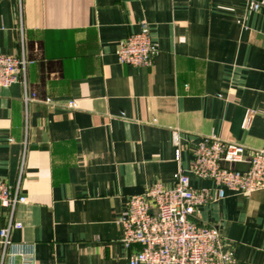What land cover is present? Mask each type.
<instances>
[{"label": "crops", "instance_id": "crops-1", "mask_svg": "<svg viewBox=\"0 0 264 264\" xmlns=\"http://www.w3.org/2000/svg\"><path fill=\"white\" fill-rule=\"evenodd\" d=\"M143 22L152 66L120 64ZM0 54L30 62L28 106L22 83L0 88V178L27 198L11 238L33 245L35 264H129L119 220L131 196L173 188L203 137L264 147V9L247 0H0ZM194 219L219 229L230 264H264V190H226Z\"/></svg>", "mask_w": 264, "mask_h": 264}, {"label": "built area", "instance_id": "built-area-1", "mask_svg": "<svg viewBox=\"0 0 264 264\" xmlns=\"http://www.w3.org/2000/svg\"><path fill=\"white\" fill-rule=\"evenodd\" d=\"M248 10L258 13L264 9V0H247ZM159 53L148 23L141 24L140 31L130 35L116 51L122 65L150 67ZM21 57L0 54V88L22 83L24 102L28 106L35 95L27 91L28 66ZM77 109L76 101L62 105ZM253 111L248 110L243 127L248 128ZM182 133L175 130L173 144L175 159L181 160ZM245 164V170L235 169ZM227 165V167H226ZM190 175L200 180H210L212 189H196ZM171 189L154 184L144 193L128 199L127 209L119 223L123 229L122 244L129 264H230L232 256L224 251L218 228L201 225L194 219L198 208L209 201L222 200L226 190L252 194L264 190V147L249 150L245 146L224 142L217 138L203 137L195 147V159L190 170H180ZM27 203L19 183L12 187L0 178V217L9 211L7 225L0 229V245L3 248L1 264H35L34 247L24 242H14L11 234L22 224L15 219L16 210Z\"/></svg>", "mask_w": 264, "mask_h": 264}, {"label": "water", "instance_id": "water-1", "mask_svg": "<svg viewBox=\"0 0 264 264\" xmlns=\"http://www.w3.org/2000/svg\"><path fill=\"white\" fill-rule=\"evenodd\" d=\"M226 167H227V165H226ZM235 169H237V170H242V169L240 168V165H236V166H235Z\"/></svg>", "mask_w": 264, "mask_h": 264}]
</instances>
